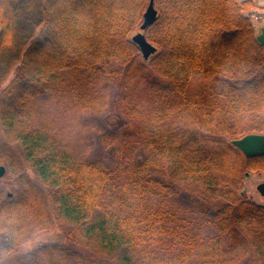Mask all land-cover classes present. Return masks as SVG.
Segmentation results:
<instances>
[{
  "label": "trees",
  "instance_id": "obj_1",
  "mask_svg": "<svg viewBox=\"0 0 264 264\" xmlns=\"http://www.w3.org/2000/svg\"><path fill=\"white\" fill-rule=\"evenodd\" d=\"M153 1L142 31L151 0H0V166L18 186L0 192V264H264L244 185L264 156L232 144L264 134L254 2ZM109 103L120 124L83 122L90 150L69 110ZM58 224L68 243L18 252Z\"/></svg>",
  "mask_w": 264,
  "mask_h": 264
},
{
  "label": "rangeland",
  "instance_id": "obj_2",
  "mask_svg": "<svg viewBox=\"0 0 264 264\" xmlns=\"http://www.w3.org/2000/svg\"><path fill=\"white\" fill-rule=\"evenodd\" d=\"M239 3L247 0H238ZM254 2V7L243 12L247 17H250L254 24L256 25V35L261 34V29L264 27V0H251ZM135 33L134 35H136ZM133 35V36H134ZM116 88H114L115 93ZM113 93V94H114ZM72 117L69 130L76 132L84 139V144L90 150H99L100 149V133L96 130V127L93 125L91 128H85L83 122L92 121L96 125L101 124L104 120H107L109 125L120 124V119L118 115L113 113L112 104L109 103L104 109H74L69 110ZM0 192L4 191V194H9L12 190L16 189L18 186L14 184V181L10 178V175L6 174V169L4 175L0 177ZM6 182H10L11 185H7ZM261 183H264V173H259L257 171H252L251 176L245 180V192L247 197L254 200V202L264 205V197L260 195L257 191V186ZM3 193V192H2ZM1 196V193H0ZM1 231V230H0ZM68 227L61 226L60 224L55 225L47 230L38 231L33 234L28 240L24 241L22 246L19 248L18 252L26 253L36 249L40 244L50 243V242H61L68 243L66 233ZM4 234L3 232L0 235ZM2 238V237H0ZM240 262L238 264H241Z\"/></svg>",
  "mask_w": 264,
  "mask_h": 264
},
{
  "label": "water",
  "instance_id": "obj_3",
  "mask_svg": "<svg viewBox=\"0 0 264 264\" xmlns=\"http://www.w3.org/2000/svg\"><path fill=\"white\" fill-rule=\"evenodd\" d=\"M158 12L154 6V1L151 0L144 14V22L141 30L144 31L148 26L154 24L157 20ZM257 40L264 44V27L261 29V34L257 36ZM133 42L138 45L145 59L156 53V47L150 44L146 36L139 32L133 36ZM233 146L238 148L246 157H261L264 156V134H250L241 139L233 140ZM5 167L0 166V177L4 175ZM248 175L246 178H249ZM257 191L264 197V183L257 186Z\"/></svg>",
  "mask_w": 264,
  "mask_h": 264
}]
</instances>
